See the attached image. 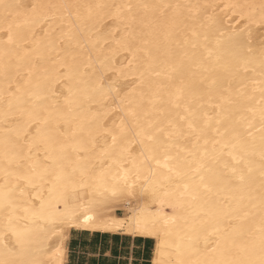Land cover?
Listing matches in <instances>:
<instances>
[{
  "label": "bare ground",
  "instance_id": "obj_1",
  "mask_svg": "<svg viewBox=\"0 0 264 264\" xmlns=\"http://www.w3.org/2000/svg\"><path fill=\"white\" fill-rule=\"evenodd\" d=\"M180 89L210 128L165 166L126 109ZM262 114L264 0H0V264H66L72 230L264 264Z\"/></svg>",
  "mask_w": 264,
  "mask_h": 264
},
{
  "label": "snow or ice",
  "instance_id": "obj_2",
  "mask_svg": "<svg viewBox=\"0 0 264 264\" xmlns=\"http://www.w3.org/2000/svg\"><path fill=\"white\" fill-rule=\"evenodd\" d=\"M184 94V90L180 89V94L175 97V101L170 99L168 103L176 109L183 107V111L172 112L170 109L165 110L164 108L158 109V115L154 119L146 120L144 123H141V111L143 105H137L135 108L126 109L127 120L131 121L134 125L133 136L141 137L140 143L144 148L153 150V146L161 149L164 153V162L165 166L169 160L174 159L169 154V149L174 145V140L176 138L187 139L189 137H194L196 141H199L202 138H206L209 131L210 125L205 121L200 122V117L197 111L190 105L185 104L181 105L180 100ZM262 122H264V114H262ZM219 123V122H217ZM217 134H220V130L216 129ZM116 137L113 136L115 141ZM144 140L149 141V144H144ZM133 143L135 140L132 141ZM228 145H225L227 149ZM143 155V153H141ZM262 156H264V151H262ZM146 160H155L156 163H160V160L157 156H149L145 158ZM235 160L236 157L233 156ZM239 162V161H237ZM205 165L201 162V168H204ZM171 170V169H170ZM233 168V172H235ZM242 178V177H241ZM203 179V177H201Z\"/></svg>",
  "mask_w": 264,
  "mask_h": 264
},
{
  "label": "crops",
  "instance_id": "obj_3",
  "mask_svg": "<svg viewBox=\"0 0 264 264\" xmlns=\"http://www.w3.org/2000/svg\"><path fill=\"white\" fill-rule=\"evenodd\" d=\"M152 248L148 238L72 230L66 264H150Z\"/></svg>",
  "mask_w": 264,
  "mask_h": 264
},
{
  "label": "trees",
  "instance_id": "obj_4",
  "mask_svg": "<svg viewBox=\"0 0 264 264\" xmlns=\"http://www.w3.org/2000/svg\"><path fill=\"white\" fill-rule=\"evenodd\" d=\"M150 260V259H149Z\"/></svg>",
  "mask_w": 264,
  "mask_h": 264
}]
</instances>
